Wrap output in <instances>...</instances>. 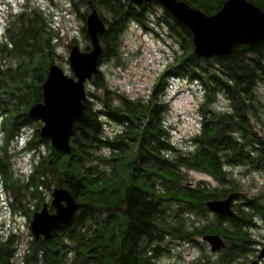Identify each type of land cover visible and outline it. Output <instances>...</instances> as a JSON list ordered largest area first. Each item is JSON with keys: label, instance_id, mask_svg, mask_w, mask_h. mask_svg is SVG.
I'll use <instances>...</instances> for the list:
<instances>
[{"label": "trees", "instance_id": "trees-1", "mask_svg": "<svg viewBox=\"0 0 264 264\" xmlns=\"http://www.w3.org/2000/svg\"><path fill=\"white\" fill-rule=\"evenodd\" d=\"M69 1L73 12L78 14L84 9L83 23L91 5L106 26L105 33L98 36L102 49L99 66L119 61L120 35L129 22L146 31L151 26L162 29L177 49L160 70L147 99L134 100L108 88L99 68L89 82L101 93L98 97L90 91L88 96L96 97L102 108L95 112L91 101L86 100L83 115L73 123L69 154L52 149L46 139L31 141L32 147L43 144L46 152L37 157L28 174L29 198L37 206L43 200L42 189L64 188L75 199L78 212L70 224L59 228L50 242L31 238L28 262L143 263L142 252L138 261L134 258L132 245L136 240L140 237L150 240L156 226L165 231L173 228L165 225L169 224L165 214L187 213L191 195L183 170L205 173L223 182L230 177L227 170L222 171L224 165L240 173L246 168L264 167V41L255 46L235 45L228 56L201 58L193 52L191 33L156 1L141 4L132 0ZM183 1L211 15L224 0ZM248 1L264 11V0ZM104 12L108 18L102 16ZM40 13L38 7L29 9L28 4L8 15L5 27L8 39L0 42V87H5L0 93L2 101L12 102L17 96L25 107L40 98L39 87L55 60L51 33ZM81 29L87 40L82 50L88 51L85 25ZM72 44H76L75 40L68 47ZM169 78L196 82L202 89V101L196 106L199 130L191 138L190 149L172 145L161 121L166 105L160 94ZM218 96L222 97L224 108L215 106ZM100 114L121 129L115 135H104ZM155 180L161 186L155 198L160 201L163 215L157 221L154 195L148 193H154ZM235 185L236 182L234 186L222 185V192L235 190ZM112 188L118 190L116 195H111ZM122 206H125L124 220L119 218ZM111 207L117 217L109 225L106 221L110 219ZM125 220L129 221L128 226ZM9 246L8 242L0 241V264H10L6 254Z\"/></svg>", "mask_w": 264, "mask_h": 264}, {"label": "flooded vegetation", "instance_id": "flooded-vegetation-1", "mask_svg": "<svg viewBox=\"0 0 264 264\" xmlns=\"http://www.w3.org/2000/svg\"><path fill=\"white\" fill-rule=\"evenodd\" d=\"M48 13H50V11H48ZM5 27H3L1 34V43L8 39V32ZM52 54L55 60L61 57L54 51ZM55 60L54 62H56ZM54 62H52V64H55ZM3 88L5 87H0V93H2ZM35 92H38V87ZM87 97L88 93L86 92V98ZM19 99L20 98L16 96L15 100L12 102L0 100V206L3 207L4 212L10 213L11 215L17 214V216L24 218L27 237L29 233L30 237H32L28 224H30L33 214L40 211L43 206H45V211L48 214H53L55 212L50 204L51 192L54 188L51 189L48 198H44L37 206L34 205L31 200H28L29 163L27 162L28 173L23 179L16 176V172L9 164L13 158L17 156L19 150L18 145H14L15 142L20 140L24 142L20 149H23L22 151L26 153L28 158L29 141L46 139L49 142L48 138L40 137L42 123L28 114L29 108L33 104L41 102L42 89L40 98L36 101L34 100L31 105L28 104L22 108L24 105L21 101H18ZM90 104L93 108V104ZM97 110H99V108H93V111L97 112ZM100 115L104 120L105 116H103V114ZM31 126L32 133L29 137V127ZM108 136H110V134ZM249 153L252 154L257 152L250 151ZM249 169L250 170L246 168L244 173H240L224 165L222 171L225 172L227 170L230 173V177L223 182L215 180V177L205 173L189 170L191 174H201V176H204V179L185 183L188 194L191 195L186 205L187 213L178 216L165 214L164 218L167 219L169 223L165 225H171L173 228L165 231L156 226L155 228H157V230H154V234L150 240L147 241L144 237L138 238L132 245L136 253L134 258L138 261L140 252H142V257H144V259L142 258L143 263L140 262L139 264H155L157 256L162 252H166L168 245L177 246V244H182L186 247L185 264H264V167ZM234 182L237 183V185H235L237 186L235 190H230L226 193L222 192V185L233 183L234 186ZM153 183L155 191L154 193L153 191L148 193L154 195L153 204L155 205L154 207H156L154 213L155 216H157V221V219L163 218L160 201L155 198V194L160 193L161 186L156 180ZM113 189L114 188L111 190V195H116L118 190L115 192V189ZM231 195L234 196L228 203L230 214L214 213V211L210 210L208 205H206L211 201H224ZM124 208L125 206L120 208L121 214L119 218L122 220H124V218L126 219ZM110 209H112L109 215L110 219L106 221L109 225L112 223V220L117 217L113 207ZM77 212L78 208L75 215ZM72 221L73 219L70 222ZM125 221H127L128 226L129 221ZM70 222H68V224H70ZM68 224L62 226H67ZM62 226H59L55 231L51 232L49 238L45 241L50 242V239L60 231L59 228ZM177 227H180L182 230L176 231ZM9 230V228L8 231L6 230L7 233ZM114 234L118 235L117 233ZM16 236L17 233L12 231L9 237H7L8 240L4 242H8L9 244L12 242L10 240L14 239L13 237ZM8 248L6 249V254L8 259H10V257L13 256L14 250L11 246ZM28 249L29 244L26 248L22 249L23 251L20 256L15 253V256H18V259L20 258L19 260L13 258L12 261L11 259L9 260V263L14 261L15 264H29Z\"/></svg>", "mask_w": 264, "mask_h": 264}, {"label": "rangeland", "instance_id": "rangeland-1", "mask_svg": "<svg viewBox=\"0 0 264 264\" xmlns=\"http://www.w3.org/2000/svg\"><path fill=\"white\" fill-rule=\"evenodd\" d=\"M28 4L29 9L33 6L38 7L40 14L44 17L43 19H45L44 21L49 27L51 33L49 37L50 44L54 46L53 51L61 56L54 63L64 71L65 75L72 76L68 62H66L68 49L70 48L68 44L75 40L79 50L84 51L82 49L87 42L81 29L83 24L81 16L84 13V9H80L78 14L73 12V5L69 0H0V39L3 27L8 25V15L19 12ZM102 16L108 18L105 12ZM151 27L150 30L146 31L129 22L124 32L120 35L119 61L105 62L99 66L105 76L108 88L123 93L134 100L147 99L149 97L148 95L151 93L153 83H155L159 72H161L160 70H162L177 49L176 43L162 29ZM166 83L162 94H160L166 105L161 121H163L164 126L168 130L172 145L190 149L191 138L199 130L200 116L196 106L202 101V89L196 82H184V80H176L175 78H169ZM84 87L87 93L91 91L99 97L101 91L95 89L91 82H86ZM86 99L91 101L97 109L102 108L96 97L89 98L88 96ZM216 100L215 106L219 108L225 107L221 96L216 97ZM102 122L105 123L103 125L104 135H111L121 129L114 122L111 123L107 117ZM31 128L32 126L29 127V137L32 133ZM31 141H29L31 148L28 149L29 158L22 151L23 149H20L21 145L24 144L20 140L14 144L15 146L18 145L17 156L9 163L16 172V176L22 179L28 173V163L30 174L37 157L46 152V147L43 144H37L36 147H32L31 145L34 144ZM102 152L106 151L103 150ZM183 174H186L185 182L188 183L204 179L201 174H191L189 170H183ZM41 193L44 200V198H48L50 191L42 189ZM24 224V218L17 216V214L6 213L3 207L0 206V241H7V237L12 231L17 233V236L13 237V241L9 243L14 250L13 256L10 257L11 261L13 258H16V260L20 259L15 256V253L20 256L22 249L28 246L29 240L32 238L30 233L29 238L27 237ZM8 228L10 230L7 233ZM166 249V252H162L157 256L155 264H185L186 247L184 245H168ZM12 263L15 264L14 261L10 264Z\"/></svg>", "mask_w": 264, "mask_h": 264}, {"label": "water", "instance_id": "water-1", "mask_svg": "<svg viewBox=\"0 0 264 264\" xmlns=\"http://www.w3.org/2000/svg\"><path fill=\"white\" fill-rule=\"evenodd\" d=\"M134 3L156 1L162 5L192 36L195 56L231 55L235 45H258L264 41V11L248 0H224L219 10L206 15L203 11L191 7L183 0H132ZM85 30L90 48L81 51L77 45L70 47L67 62L72 76L65 75L56 64L48 67L41 84V102L33 104L28 114L42 124L40 137L48 138L52 149L69 154L70 136L73 135V123L81 118L85 109V84L99 70V57L102 49L99 35H103L106 26L95 8L85 18ZM208 202L209 209L230 214L229 200ZM53 214H48L45 206L33 214L30 230L34 240H47L56 228L70 222L76 211L77 203L64 188H54L51 192Z\"/></svg>", "mask_w": 264, "mask_h": 264}]
</instances>
